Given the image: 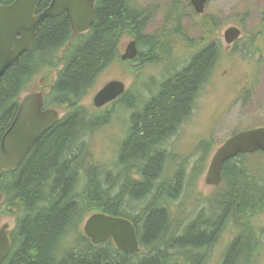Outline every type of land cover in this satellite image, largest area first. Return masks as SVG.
<instances>
[{"label": "trees", "instance_id": "16d2710c", "mask_svg": "<svg viewBox=\"0 0 264 264\" xmlns=\"http://www.w3.org/2000/svg\"><path fill=\"white\" fill-rule=\"evenodd\" d=\"M12 2L0 0V6ZM49 2L41 0L37 12ZM94 4L89 30L74 37L65 15L44 20L32 51L0 78V137L15 116L20 94L41 70L61 67L50 90L43 93V108H65L20 167L1 172L0 212L15 222L7 233L9 253L1 264H205L228 219L238 230L220 264H249L263 242L251 220L264 212V164L252 168L250 161L252 156L264 158V153L226 161L221 184L214 187L206 208L187 224L170 208L181 193L184 167L179 164L170 177L163 168L170 156L167 143L188 117L196 91L218 60L219 46L213 38L200 44L180 70L172 66L174 73L156 86V93L148 89V99L125 91L113 102L130 112L129 127L112 170H105L91 159L87 139L109 123L112 112L102 107L90 113L81 104L99 73L121 62L125 39L135 40L138 52L133 61L123 62L147 64L169 57L175 42L187 37L181 0L170 2L166 21L153 35H144L152 11L139 9L133 0ZM220 26L217 17H204L201 37H213ZM209 145L206 141L199 145L201 156L192 177L204 167ZM93 213L131 221L140 253L117 251L110 240L92 245L79 230Z\"/></svg>", "mask_w": 264, "mask_h": 264}, {"label": "rangeland", "instance_id": "374dc122", "mask_svg": "<svg viewBox=\"0 0 264 264\" xmlns=\"http://www.w3.org/2000/svg\"><path fill=\"white\" fill-rule=\"evenodd\" d=\"M173 1L133 0L139 9L153 13L146 24L144 35H153L163 26L168 15L167 7ZM181 2L185 12L181 24L183 35L187 40L182 41L185 38L180 36L181 39H178L167 53L169 57L166 55L168 58L165 57L158 63L141 64L137 61L112 63L99 73L81 104L90 113L100 112L102 107L95 108L92 97L111 80L122 82L126 86V91L132 92L135 97L137 94L139 99L146 100L148 89L156 93L158 90L156 86L187 64L200 44L210 38L215 40L220 48L218 60L205 83L196 91L192 109L185 122L177 128V132L166 146L170 156L166 155L164 175L173 176L179 164L184 167V184L178 199L170 206L171 213L174 216L178 215L179 220L187 224L200 208H206L208 199L215 191L214 187H209L204 182L214 151L233 134L264 126V0H209L203 15L191 10L190 0H181ZM206 16L217 17L221 26L213 33V37L203 39L204 35L199 24ZM232 26L237 27L241 35L234 43L226 45L223 33ZM129 41L130 39L123 41L121 53L124 52ZM174 64L175 69L171 72ZM60 68L44 69L34 75L19 98L30 92L47 93L56 80ZM103 108L112 112H110L111 119L87 141L91 159L105 167V170H112L119 145L127 134L130 112L120 110L115 103ZM56 109L60 116L64 115L65 108ZM203 141L210 142L208 150L204 153L205 163L203 164L204 161L201 163L204 167L192 177L191 171L201 156L198 147ZM252 157L250 161L252 168L264 164V158ZM2 207L3 198L0 199V210ZM86 218L79 230L81 232ZM10 222L12 228L14 219L0 212V226ZM233 223L232 219L225 221L218 240L207 254L205 264H220L221 257L238 230ZM251 224L257 232L255 235L260 236L263 242L260 244L261 249L249 264H264V212L254 217ZM240 264L247 263L242 261Z\"/></svg>", "mask_w": 264, "mask_h": 264}, {"label": "water", "instance_id": "95a60500", "mask_svg": "<svg viewBox=\"0 0 264 264\" xmlns=\"http://www.w3.org/2000/svg\"><path fill=\"white\" fill-rule=\"evenodd\" d=\"M208 1L190 0V6L196 14L203 15ZM40 2L41 0H13L11 4L0 6V78L9 68L17 65L24 54L32 51L35 36L44 20L65 15L72 30V37L86 33L94 20L95 0H50L47 8L37 12ZM223 34L226 45L232 44L241 35L240 30L234 26L228 27ZM137 52L136 41L131 40L120 55V61L134 60ZM125 91L126 86L122 82L111 80L94 94L93 106L100 109L117 100ZM19 102L14 118L0 137V173L19 168L31 148L60 119V114L55 108H43L42 91L30 92ZM258 152L264 153V127L233 134L210 158L204 176L205 184L218 187L226 161L238 155ZM9 228L10 223L0 226V264L10 250L7 234ZM82 231L94 246L106 244L110 240L117 251L126 254L140 253L135 228L131 221L122 217L93 213L84 221Z\"/></svg>", "mask_w": 264, "mask_h": 264}, {"label": "bare ground", "instance_id": "6f19581e", "mask_svg": "<svg viewBox=\"0 0 264 264\" xmlns=\"http://www.w3.org/2000/svg\"><path fill=\"white\" fill-rule=\"evenodd\" d=\"M59 121V120H58ZM55 126V125H54ZM1 174V173H0ZM0 177H1V175H0ZM11 226H12V223L10 222V228H11ZM10 228H9V230H10ZM9 230L7 231V233L9 232ZM9 236V235H8ZM10 240V239H9Z\"/></svg>", "mask_w": 264, "mask_h": 264}]
</instances>
